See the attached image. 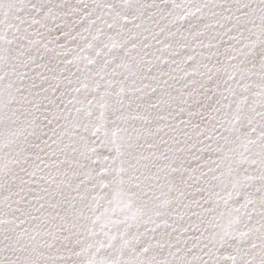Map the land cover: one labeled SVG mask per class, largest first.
<instances>
[{
	"label": "snow or ice",
	"instance_id": "obj_1",
	"mask_svg": "<svg viewBox=\"0 0 264 264\" xmlns=\"http://www.w3.org/2000/svg\"><path fill=\"white\" fill-rule=\"evenodd\" d=\"M0 264H264V0H0Z\"/></svg>",
	"mask_w": 264,
	"mask_h": 264
}]
</instances>
